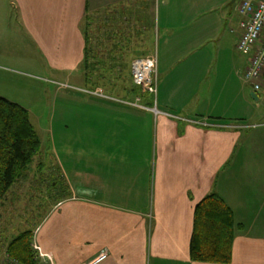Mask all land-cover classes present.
<instances>
[{
  "label": "crops",
  "instance_id": "crops-1",
  "mask_svg": "<svg viewBox=\"0 0 264 264\" xmlns=\"http://www.w3.org/2000/svg\"><path fill=\"white\" fill-rule=\"evenodd\" d=\"M235 9L232 0H0V71L116 94L70 99L83 109L70 110L67 147L53 138L63 190L35 237L55 264L104 249L100 264H264L262 101L244 78L250 55L237 49ZM111 43L156 54L155 97L128 62L99 61ZM211 192L243 224L230 263L191 259L195 209Z\"/></svg>",
  "mask_w": 264,
  "mask_h": 264
},
{
  "label": "rangeland",
  "instance_id": "rangeland-1",
  "mask_svg": "<svg viewBox=\"0 0 264 264\" xmlns=\"http://www.w3.org/2000/svg\"><path fill=\"white\" fill-rule=\"evenodd\" d=\"M233 16L236 18L238 17L239 24L240 16L236 9ZM146 36L147 35L142 37L140 35V41L143 42ZM149 48L153 49V44ZM122 51V43L116 45L115 43H111V45L105 46L104 49V55L108 59L99 58V61H107L108 65L112 62L115 65H121V67H124L128 62L126 66H131L135 58L144 57L149 53L148 47L146 48L142 44H139L135 51H132L130 46L125 48L123 53L127 52V54L131 55V57H129L131 59L127 57L121 58ZM111 70L108 68V71ZM29 72L21 74L13 71H0V82L3 83L0 84L2 93L29 110L31 122L41 139L40 150L35 156L33 163L30 165L26 173L27 175L13 185L0 204V264H23L10 257L7 249L12 240L27 229L33 231L32 246L37 253V264H55L52 254L50 252H43L42 246L36 241L35 237L38 229L42 228V223L47 221L50 216L49 214L54 210L57 204L54 198H58V192L63 190L61 187L63 181H58L59 172L57 169L59 167L53 151V138L60 152L63 148H66L70 110L72 108L74 113V108L76 110L83 109L81 104L78 106L73 104L72 106L71 103L73 102H71L70 99H76L78 101L83 97L88 98L95 96L87 90L74 89L68 84L58 83L52 80L50 75L44 77L30 74ZM124 72H127V69H125ZM112 76L113 75H110L109 77L108 73L107 76H102V78L106 81L107 78H109V82L112 83L114 81ZM94 77L98 78V76ZM123 77L124 84L130 81L129 76L124 75ZM57 93H59V98L55 100ZM110 93L111 92H108L105 96L101 97L110 98L116 95L114 92L113 95ZM141 93L143 92L141 91ZM261 104L262 107L258 112L257 121H264V102H261ZM70 125L72 126V124ZM53 186H55V189H53ZM259 221L256 222L255 229L264 230L262 225L264 220ZM102 251L103 250L84 264L90 263L99 256Z\"/></svg>",
  "mask_w": 264,
  "mask_h": 264
},
{
  "label": "trees",
  "instance_id": "trees-1",
  "mask_svg": "<svg viewBox=\"0 0 264 264\" xmlns=\"http://www.w3.org/2000/svg\"><path fill=\"white\" fill-rule=\"evenodd\" d=\"M41 147V139L24 106L0 95V204L13 185L25 177ZM233 210L216 192L209 193L195 209L190 255L194 261L230 263L237 232ZM27 229L9 244L10 257L23 264H37Z\"/></svg>",
  "mask_w": 264,
  "mask_h": 264
},
{
  "label": "built area",
  "instance_id": "built-area-1",
  "mask_svg": "<svg viewBox=\"0 0 264 264\" xmlns=\"http://www.w3.org/2000/svg\"><path fill=\"white\" fill-rule=\"evenodd\" d=\"M236 8L240 16L239 26L241 28L237 49L250 55L244 78L259 95V101L264 102V0H239ZM131 69L134 84L143 93L155 97L158 87L156 54L152 53L135 58L132 61ZM88 92L105 96L103 91L99 89L88 90ZM108 256V250L104 249L99 256L88 264H100Z\"/></svg>",
  "mask_w": 264,
  "mask_h": 264
},
{
  "label": "water",
  "instance_id": "water-1",
  "mask_svg": "<svg viewBox=\"0 0 264 264\" xmlns=\"http://www.w3.org/2000/svg\"><path fill=\"white\" fill-rule=\"evenodd\" d=\"M238 1H239V0H232V3H233V4H236ZM250 96H251L255 101H257V102L260 100L259 95H258L257 92L254 91V90H251V91H250Z\"/></svg>",
  "mask_w": 264,
  "mask_h": 264
},
{
  "label": "bare ground",
  "instance_id": "bare-ground-1",
  "mask_svg": "<svg viewBox=\"0 0 264 264\" xmlns=\"http://www.w3.org/2000/svg\"><path fill=\"white\" fill-rule=\"evenodd\" d=\"M157 90H158V87H157ZM139 101H140V98H139ZM154 105H155V104H154ZM151 108H153V107H151ZM154 108L156 109L155 111L158 112V111H157L158 109H157L156 105L154 106Z\"/></svg>",
  "mask_w": 264,
  "mask_h": 264
}]
</instances>
